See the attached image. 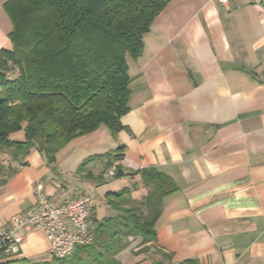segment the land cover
<instances>
[{"label":"crops","instance_id":"1","mask_svg":"<svg viewBox=\"0 0 264 264\" xmlns=\"http://www.w3.org/2000/svg\"><path fill=\"white\" fill-rule=\"evenodd\" d=\"M8 2L0 0V51L12 49ZM143 42V55L130 61L125 129L75 139L53 164L38 151L26 166L6 156L15 172L0 174V224L31 208L37 190L56 206L94 194L90 220L111 217L107 194L132 188L142 201L139 172L155 168L177 191L163 200L156 242L131 238L117 255L123 264H264V0H172ZM119 146L120 166L135 175L96 180L106 162L99 157ZM15 238L19 253L0 264L52 259L42 231L25 227Z\"/></svg>","mask_w":264,"mask_h":264},{"label":"trees","instance_id":"2","mask_svg":"<svg viewBox=\"0 0 264 264\" xmlns=\"http://www.w3.org/2000/svg\"><path fill=\"white\" fill-rule=\"evenodd\" d=\"M171 1L9 0L12 49L0 51V174L15 172L4 167L6 156L26 166L30 153L38 151L53 164L75 139L102 127L113 137L125 129L121 120L131 110L130 61L143 55L144 36ZM125 149L99 157L106 162L96 180L135 175L120 166ZM139 174L147 195L137 202L132 188L108 193L116 213L90 220L96 228L92 245L64 260L8 264H123L117 255L131 238L142 246L155 243L163 200L177 187L155 168ZM87 179L95 180L91 174Z\"/></svg>","mask_w":264,"mask_h":264},{"label":"built area","instance_id":"3","mask_svg":"<svg viewBox=\"0 0 264 264\" xmlns=\"http://www.w3.org/2000/svg\"><path fill=\"white\" fill-rule=\"evenodd\" d=\"M215 1L221 5L229 2ZM35 200V204L22 215L0 224V261L19 253L18 244L22 240L15 238V233L25 227L42 231L50 243L49 254L58 260L68 259L77 249L94 243L96 228L90 221L91 208L96 203L94 194L71 198L56 206L44 192L37 190Z\"/></svg>","mask_w":264,"mask_h":264},{"label":"rangeland","instance_id":"4","mask_svg":"<svg viewBox=\"0 0 264 264\" xmlns=\"http://www.w3.org/2000/svg\"><path fill=\"white\" fill-rule=\"evenodd\" d=\"M111 176L109 175V177L108 178H110Z\"/></svg>","mask_w":264,"mask_h":264}]
</instances>
